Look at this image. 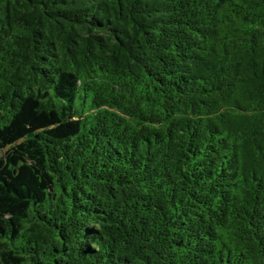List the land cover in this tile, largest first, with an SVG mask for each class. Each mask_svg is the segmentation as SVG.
<instances>
[{
	"label": "trees",
	"instance_id": "1",
	"mask_svg": "<svg viewBox=\"0 0 264 264\" xmlns=\"http://www.w3.org/2000/svg\"><path fill=\"white\" fill-rule=\"evenodd\" d=\"M0 264H264V0H0Z\"/></svg>",
	"mask_w": 264,
	"mask_h": 264
}]
</instances>
